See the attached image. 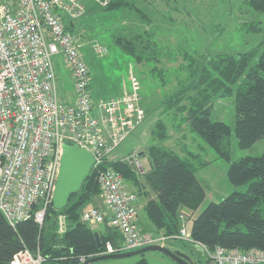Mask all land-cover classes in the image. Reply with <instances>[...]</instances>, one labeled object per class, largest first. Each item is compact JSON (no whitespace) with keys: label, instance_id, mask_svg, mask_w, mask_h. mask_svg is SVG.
I'll list each match as a JSON object with an SVG mask.
<instances>
[{"label":"trees","instance_id":"obj_1","mask_svg":"<svg viewBox=\"0 0 264 264\" xmlns=\"http://www.w3.org/2000/svg\"><path fill=\"white\" fill-rule=\"evenodd\" d=\"M244 1L264 12V0ZM103 7L132 8L141 20H152L133 0H111ZM65 23L70 29L72 21L65 18ZM245 28L264 31V20L247 21ZM113 42L133 60L147 65L153 60L159 61L162 54L157 42L151 39V32L145 28L128 33L118 31L112 37ZM184 57L188 74L176 90L164 96L167 113L173 110L174 114H182L191 130L212 145L219 156L230 159L231 125L224 120H212L210 113L214 99L235 93L234 127L239 146L249 147L264 136V42L240 51L200 54L184 51ZM151 69L163 84L164 70L153 63ZM151 134L153 142L142 152L149 165L144 179L125 158L109 160L102 166L121 172L125 183H132L142 193L146 192L143 207L155 231L177 233L182 221L180 214L184 213L192 219V236L209 248L219 244L264 249V152L232 160L227 175L234 189L219 200H211L201 212L192 216L206 196L196 171L208 161L202 159L200 152L189 149L185 142L181 145L185 155L166 145L164 141L171 137V132L163 117L156 118ZM245 184V189L239 188ZM100 193L97 170L92 167L81 187L70 194L65 206L56 208L53 203L48 206L42 224L30 216L13 225L0 209V264H11L14 253L25 247L33 252L39 249L44 256L42 264H83L86 257L102 253L107 241L120 245L122 234L117 227L108 224V217L102 222L106 223L103 231L97 227L101 223L91 226L81 220L83 205ZM60 215L65 219L61 232L58 230ZM96 230L100 234V244L95 238ZM176 251L195 264L187 253ZM140 262L145 264L146 258L142 257Z\"/></svg>","mask_w":264,"mask_h":264},{"label":"built area","instance_id":"obj_2","mask_svg":"<svg viewBox=\"0 0 264 264\" xmlns=\"http://www.w3.org/2000/svg\"><path fill=\"white\" fill-rule=\"evenodd\" d=\"M111 0H93L106 6ZM86 10L83 0H0V209L11 224L34 216L43 223L53 201L63 144L77 142L94 155L103 207L91 205L81 220L94 226L106 220L117 227L123 241H110L102 252L137 248L167 240L199 244L208 264H264V249L209 248L191 234L192 219L184 213L179 231H144L137 223V194L121 172L105 168L112 152L145 120L146 109L135 76L131 88L96 100L91 89V69L81 44L66 26ZM94 48L105 47L95 42ZM61 53L70 68L75 99L60 98L54 55ZM131 70V67H130ZM141 174L136 153L124 155ZM65 226L60 217L59 230ZM44 256L25 247L14 253L11 264H42Z\"/></svg>","mask_w":264,"mask_h":264},{"label":"rangeland","instance_id":"obj_3","mask_svg":"<svg viewBox=\"0 0 264 264\" xmlns=\"http://www.w3.org/2000/svg\"><path fill=\"white\" fill-rule=\"evenodd\" d=\"M144 8L151 21L145 22L132 8L110 9L92 6L72 21L71 32L81 44V51L89 62L91 69V89L96 100L121 94L131 88V79L136 77L141 92V102L146 109L145 120L112 152L115 158L136 153L144 169H148L147 156L142 155L147 146L153 142L151 129L156 118L163 117L169 124L171 137L164 143L185 155L182 143L189 149L201 153L202 159L208 163L200 166L196 173L205 187L206 196L192 216H196L211 200H219L229 194L234 185L230 182L227 170L232 160L245 155H258L264 152V136L249 147H241L235 132V93L214 99L210 118L224 120L231 125L229 134L230 159L218 155L215 148L200 135L190 129L182 114L164 109L163 98L176 90L186 78L188 71L184 51L200 54L206 51H240L253 48L264 42V31H253L245 28L247 21L264 20V12L258 11L244 0H133ZM147 29L151 39L156 41L161 51L160 60H153L164 70V83L153 75V69L146 62H136L125 53L112 37L118 31L128 33L134 30ZM104 46V52H98L94 43ZM64 57L61 53L54 55L59 69H65ZM131 67V70H130ZM153 71V72H152ZM68 100L74 96V88L70 85ZM63 96V95H62ZM173 116V117H172ZM180 124V125H179ZM144 173L139 174L144 179ZM129 187V183L126 182ZM134 187V191L138 188ZM245 189L246 184L239 187ZM136 192V191H135ZM137 193L138 222L141 229L149 230L153 223L148 218L144 203L145 193ZM100 195L89 199L82 210L91 205L103 207ZM136 201V203H137ZM140 201V202H139ZM141 203V204H140ZM59 216V223H60ZM192 222L189 223L191 226ZM59 230V229H58ZM60 231V230H59ZM165 244L173 250L187 253L195 264H208L203 248L183 239L167 240ZM121 251V250H119ZM106 253V252H105ZM108 253V252H107ZM180 264L168 254L159 250H148L143 254H132L117 258H106L92 261L91 264Z\"/></svg>","mask_w":264,"mask_h":264},{"label":"water","instance_id":"obj_4","mask_svg":"<svg viewBox=\"0 0 264 264\" xmlns=\"http://www.w3.org/2000/svg\"><path fill=\"white\" fill-rule=\"evenodd\" d=\"M93 162L94 155L88 148L79 145L77 142H64L60 169L53 195L54 207L62 208L67 204L70 194L77 191L81 187L84 178L91 170ZM95 238L100 244V234L97 230L95 231ZM148 250L162 251L174 258L180 264H193V262L184 254H181L178 251L169 248L167 245L160 243L147 244L122 251L96 254L86 257L83 260V264H91L92 261L106 258H117L138 253L143 254Z\"/></svg>","mask_w":264,"mask_h":264},{"label":"crops","instance_id":"obj_5","mask_svg":"<svg viewBox=\"0 0 264 264\" xmlns=\"http://www.w3.org/2000/svg\"><path fill=\"white\" fill-rule=\"evenodd\" d=\"M85 2V5L86 7L88 8V10L91 9V6H92V3H91V0H83ZM65 63V62H64ZM66 65V68L65 69H59L57 67V76H58V87H59V94H60V98L64 101H70L68 100V91H70V85H72V88H74V82H73V79H72V75H71V72H70V68L68 67V65L65 63ZM63 95V96H62ZM75 99V90H74V96H73V99L71 101H73ZM148 161V159H147ZM129 189L130 190H134V185L132 183H129ZM100 197H97L95 201H98ZM139 198V197H138ZM137 198V199H138ZM147 200V194L145 192V202ZM140 202V201H139ZM141 204V203H140ZM86 208V207H85ZM84 208V209H85ZM137 208H138V201H137ZM83 209V210H84ZM137 223L138 225L141 227V225L139 224L138 222V215H137ZM106 223H101L99 225H97V227L100 229V230H104V225ZM148 231H152V232H156L155 229H154V225L153 226H149V230Z\"/></svg>","mask_w":264,"mask_h":264},{"label":"bare ground","instance_id":"obj_6","mask_svg":"<svg viewBox=\"0 0 264 264\" xmlns=\"http://www.w3.org/2000/svg\"><path fill=\"white\" fill-rule=\"evenodd\" d=\"M91 168H92V167H91ZM100 197L102 198V196H101V195H100ZM102 200H103V198H102ZM52 203H53V201H52ZM102 204L104 205V201H103V203H102ZM59 227H60V223H59ZM60 232H61V231H60ZM126 249H128V248H126ZM119 250H121V251H122V250H125V249H119ZM119 250H117V251H119ZM102 253H105V252H102ZM106 253H107V252H106ZM43 260H44V259H43ZM43 260H42V261H43Z\"/></svg>","mask_w":264,"mask_h":264},{"label":"flooded vegetation","instance_id":"obj_7","mask_svg":"<svg viewBox=\"0 0 264 264\" xmlns=\"http://www.w3.org/2000/svg\"><path fill=\"white\" fill-rule=\"evenodd\" d=\"M132 249V248H131Z\"/></svg>","mask_w":264,"mask_h":264}]
</instances>
